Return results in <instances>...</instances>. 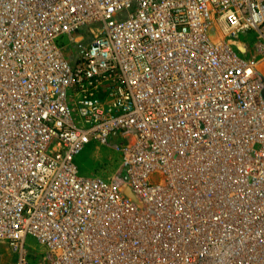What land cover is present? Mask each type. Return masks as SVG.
<instances>
[{"label": "built area", "instance_id": "obj_1", "mask_svg": "<svg viewBox=\"0 0 264 264\" xmlns=\"http://www.w3.org/2000/svg\"><path fill=\"white\" fill-rule=\"evenodd\" d=\"M259 62L264 0H0L16 264L28 237L37 264H264ZM91 143L120 155L117 176L79 174Z\"/></svg>", "mask_w": 264, "mask_h": 264}, {"label": "rangeland", "instance_id": "obj_2", "mask_svg": "<svg viewBox=\"0 0 264 264\" xmlns=\"http://www.w3.org/2000/svg\"><path fill=\"white\" fill-rule=\"evenodd\" d=\"M239 39L245 41L251 49L254 48L252 34H241ZM57 43L64 49L63 52L65 53L66 48L69 46L68 38L61 36L57 39ZM238 55L244 60L249 58L247 55ZM119 158L120 155L112 146L102 147L91 143L76 157V164L79 174L82 176L97 175L105 179H111L118 174L120 168ZM26 250L30 264H37L45 254V249L39 246L32 237L26 239ZM0 264H16V256L4 242H0Z\"/></svg>", "mask_w": 264, "mask_h": 264}, {"label": "bare ground", "instance_id": "obj_3", "mask_svg": "<svg viewBox=\"0 0 264 264\" xmlns=\"http://www.w3.org/2000/svg\"><path fill=\"white\" fill-rule=\"evenodd\" d=\"M257 70H259L260 72L264 73V62H259L257 64Z\"/></svg>", "mask_w": 264, "mask_h": 264}, {"label": "crops", "instance_id": "obj_4", "mask_svg": "<svg viewBox=\"0 0 264 264\" xmlns=\"http://www.w3.org/2000/svg\"><path fill=\"white\" fill-rule=\"evenodd\" d=\"M248 48H250V46H248Z\"/></svg>", "mask_w": 264, "mask_h": 264}]
</instances>
